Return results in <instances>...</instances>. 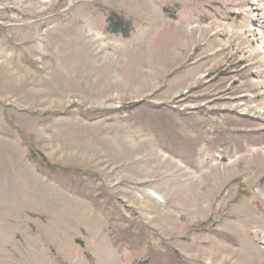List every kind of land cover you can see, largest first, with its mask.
Returning <instances> with one entry per match:
<instances>
[{
	"label": "rangeland",
	"instance_id": "1",
	"mask_svg": "<svg viewBox=\"0 0 264 264\" xmlns=\"http://www.w3.org/2000/svg\"><path fill=\"white\" fill-rule=\"evenodd\" d=\"M262 39L264 0H0V264H264Z\"/></svg>",
	"mask_w": 264,
	"mask_h": 264
},
{
	"label": "bare ground",
	"instance_id": "2",
	"mask_svg": "<svg viewBox=\"0 0 264 264\" xmlns=\"http://www.w3.org/2000/svg\"><path fill=\"white\" fill-rule=\"evenodd\" d=\"M260 1H263V0H260ZM260 3H261V2H260ZM250 5L255 6V5H256L255 1H253ZM258 34H259V38H260L262 35H260V33H257V32H254V34L251 35V36H257ZM96 39H97V38H96ZM251 39H252V38H251ZM254 40H255V38L252 39L253 42H254ZM115 47H116V46H115ZM255 49H256L257 51H259L258 53H260V54L262 55L263 62H264V40H263V39H262V42H260L259 45L255 46ZM256 50H255V51H256ZM260 112H261V110H260ZM141 144H142V143H141ZM133 146H134V145H133ZM140 148H142L141 145L138 146V148L136 147L135 149H140ZM132 149H134V147H133ZM140 151H141V149H140ZM142 151H144V149H142ZM157 159H158V158H157ZM158 161H159V160H158ZM167 163H169V162H167ZM167 166H169V165L166 164L165 167H167ZM169 167H170V166H169ZM152 198L157 199V197H154V196H152Z\"/></svg>",
	"mask_w": 264,
	"mask_h": 264
},
{
	"label": "trees",
	"instance_id": "3",
	"mask_svg": "<svg viewBox=\"0 0 264 264\" xmlns=\"http://www.w3.org/2000/svg\"><path fill=\"white\" fill-rule=\"evenodd\" d=\"M113 23V25H118V22H116V21H114V22H112Z\"/></svg>",
	"mask_w": 264,
	"mask_h": 264
}]
</instances>
